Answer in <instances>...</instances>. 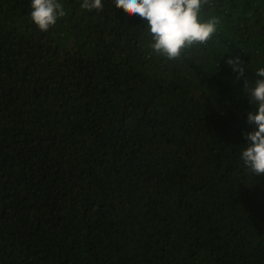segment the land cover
Instances as JSON below:
<instances>
[{
  "label": "trees",
  "instance_id": "1",
  "mask_svg": "<svg viewBox=\"0 0 264 264\" xmlns=\"http://www.w3.org/2000/svg\"><path fill=\"white\" fill-rule=\"evenodd\" d=\"M58 2L42 32L0 0V154L30 179L14 206L0 190V264H264V175L240 159L264 0H209L216 34L175 61L114 0Z\"/></svg>",
  "mask_w": 264,
  "mask_h": 264
},
{
  "label": "clouds",
  "instance_id": "2",
  "mask_svg": "<svg viewBox=\"0 0 264 264\" xmlns=\"http://www.w3.org/2000/svg\"><path fill=\"white\" fill-rule=\"evenodd\" d=\"M116 9H122L130 17L146 22L151 37L152 51L166 60H179L194 45H207L216 34L219 20L204 19L202 9L209 0H114ZM31 21L42 32L53 27L58 18L66 15L58 0H31ZM81 8L89 11L103 10L102 0H82ZM227 63L243 76L247 65L239 57L229 58ZM254 83L245 80L246 96L258 106L249 112L247 121L255 124L254 131L244 133L249 143L243 148L240 159L252 175H264V67L255 70Z\"/></svg>",
  "mask_w": 264,
  "mask_h": 264
},
{
  "label": "rangeland",
  "instance_id": "3",
  "mask_svg": "<svg viewBox=\"0 0 264 264\" xmlns=\"http://www.w3.org/2000/svg\"><path fill=\"white\" fill-rule=\"evenodd\" d=\"M36 28H38L36 25H34ZM67 61H70L71 55H65V57H61ZM14 65V64H13ZM13 65L8 67L6 63H0V66L8 67L7 71H9L11 68H13ZM44 141V140H43ZM5 142L4 138L0 137V145H2ZM44 146V144L38 142L36 145L31 144V142L28 140L27 144V150L32 151L34 149H40ZM4 157L0 154V190L2 194H4L5 197L10 198V202L12 206H14V202L16 201V204L20 202V200L23 199V189L25 186L28 185L30 179L25 174L23 176H14L13 174H7L6 172V162L4 161Z\"/></svg>",
  "mask_w": 264,
  "mask_h": 264
}]
</instances>
